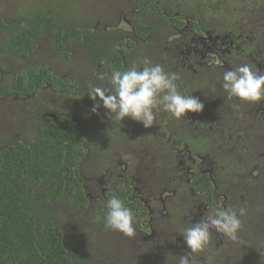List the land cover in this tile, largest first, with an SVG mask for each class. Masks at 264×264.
I'll list each match as a JSON object with an SVG mask.
<instances>
[{
  "label": "flooded vegetation",
  "instance_id": "1",
  "mask_svg": "<svg viewBox=\"0 0 264 264\" xmlns=\"http://www.w3.org/2000/svg\"><path fill=\"white\" fill-rule=\"evenodd\" d=\"M189 1L201 13L210 9L214 15L182 17L185 28L196 21L200 29L181 30L176 35L179 44L166 50L169 60L178 61L184 70V78L177 81L180 90L204 103L201 112L189 111L177 119L161 110L150 128L128 117L113 121L108 111L102 113L107 110L102 104L93 112L92 107L101 103L98 97L93 104L88 91L85 96H76L73 89L60 87L56 80L34 92L32 103L24 96L2 98L20 102L11 125L17 130L18 140L28 144L48 120L72 122L76 130L82 128L79 110H84L85 121H97L105 113L101 124L105 123L106 130L100 127L99 133L91 121L90 130L96 133H88L78 145L86 151L77 169L88 205L78 209L88 215L87 225L93 204L101 201L106 207L108 199L119 196L134 212L137 232L128 237L92 219L109 234L108 244L105 240L101 243L100 255L87 252L96 259L118 254V260L130 255L140 262L156 251L165 253L166 259L180 258L188 249L181 232L202 218L230 208L246 210L238 239L212 230L205 252L214 247V254L206 252L203 259L208 261L210 256L216 263L236 264L241 249L247 252L244 259L248 264L250 246L264 247V101L229 100L222 87L223 72L231 66L247 63L264 74V0ZM219 6H228L231 16L222 17ZM173 16H179L175 9L168 14L170 19ZM171 38L169 42L177 39ZM95 74L101 73L98 70ZM90 83L110 87L107 79L86 80L85 86ZM234 104H239V111H234ZM171 251L180 255H169Z\"/></svg>",
  "mask_w": 264,
  "mask_h": 264
},
{
  "label": "trees",
  "instance_id": "2",
  "mask_svg": "<svg viewBox=\"0 0 264 264\" xmlns=\"http://www.w3.org/2000/svg\"><path fill=\"white\" fill-rule=\"evenodd\" d=\"M70 1L55 0L45 8L32 9L21 4L11 13L0 12V99L24 96L32 103V94L53 80L60 87L73 89L76 96H85L86 80L98 79L96 71L111 74L133 63L142 66L144 58L176 72L182 79L184 70L178 61L169 60L166 49L179 44L176 35L181 30L198 31L200 26L192 21L185 28V19L181 18L214 15L210 9L201 13L188 0H96L91 7L83 6L81 13ZM172 9L179 16L170 19L168 14ZM218 10L222 17L231 16L228 6H219ZM174 36L177 39L169 42ZM63 66L69 67L64 70ZM96 101L92 99L93 104ZM78 114L82 128L76 130L72 122L48 120L30 144L18 140L16 128L0 139V264H95L94 257L87 252L84 254L80 248L71 250L58 217L61 207L88 206L77 169L86 151L78 145L88 133L95 134L96 130L101 133L100 127L106 130L105 123L101 124L105 113L97 121H85L84 110ZM91 121L96 124L95 131L90 130ZM92 207L89 218L106 228V207L101 201ZM250 248L248 264H264V247L255 244ZM209 251L214 254V247L206 252ZM206 252L193 254L197 264H208L203 259ZM246 253L238 250L240 260L236 264L247 263ZM168 254L175 256L180 252ZM117 256L95 259L99 264H178L179 261V257L166 259L165 253L157 251L140 262L130 255L120 260ZM213 264L229 263L213 261Z\"/></svg>",
  "mask_w": 264,
  "mask_h": 264
},
{
  "label": "clouds",
  "instance_id": "3",
  "mask_svg": "<svg viewBox=\"0 0 264 264\" xmlns=\"http://www.w3.org/2000/svg\"><path fill=\"white\" fill-rule=\"evenodd\" d=\"M100 81L107 79L110 87L89 84L88 95L94 101L99 98L102 106L108 110L113 121H123L126 117L142 123L145 128L152 127L161 110L180 119L191 111L201 112L205 105L196 96L185 94L177 83L180 77L175 72L165 70L159 63L144 58L142 66L131 64L124 70H113L111 74L101 73ZM222 87L229 100L257 103L264 101V74L251 64L231 66L223 72ZM101 103L93 107L98 111ZM239 104H234V111H239ZM246 210H219L214 216H207L186 227L181 235L190 251L181 255L178 264H197L193 254L204 252L212 238V230L223 233L226 237L237 240L243 227L241 217ZM136 216L124 200L113 195L106 202L105 226L113 231L132 237L136 234ZM208 264H213L208 257Z\"/></svg>",
  "mask_w": 264,
  "mask_h": 264
},
{
  "label": "rangeland",
  "instance_id": "4",
  "mask_svg": "<svg viewBox=\"0 0 264 264\" xmlns=\"http://www.w3.org/2000/svg\"><path fill=\"white\" fill-rule=\"evenodd\" d=\"M48 2L55 3V0H0V12L9 11L11 13L12 10L19 7L21 4L27 5L31 9L36 7L45 8ZM70 2V5H77L79 13L85 9V7H83L85 4L91 7L94 3H97L96 0H71ZM122 26L125 28L127 27L125 24H122ZM17 105H20V102H16L11 97L0 100V139L3 138L5 134H8L7 129H14L11 123L16 115L15 110ZM61 210L62 211H59L58 217L62 229L65 231L66 241L71 250L72 248H80L84 254L88 251H92L95 256L97 254L100 255L103 252L101 243L105 240V243L108 244V241H106L107 235L109 236V234H107L108 232H104L99 229L98 226H95L96 223L92 222L90 218L87 220V225H84L85 219L88 218L85 211L82 212L72 205L71 207L69 205L65 208L61 207ZM60 213H62L61 216ZM93 260L95 264L100 263V261H97L95 258H93Z\"/></svg>",
  "mask_w": 264,
  "mask_h": 264
}]
</instances>
